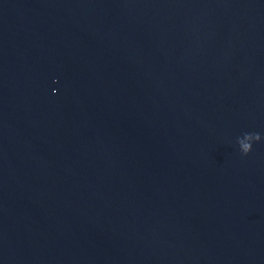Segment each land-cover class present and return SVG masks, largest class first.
Returning a JSON list of instances; mask_svg holds the SVG:
<instances>
[{"label":"water","instance_id":"95a60500","mask_svg":"<svg viewBox=\"0 0 264 264\" xmlns=\"http://www.w3.org/2000/svg\"><path fill=\"white\" fill-rule=\"evenodd\" d=\"M0 264H264V0H0Z\"/></svg>","mask_w":264,"mask_h":264}]
</instances>
